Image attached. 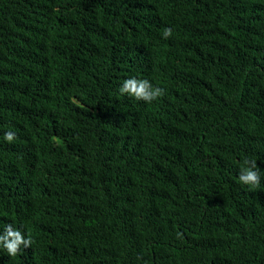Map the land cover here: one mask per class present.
Listing matches in <instances>:
<instances>
[{
    "label": "trees",
    "instance_id": "obj_1",
    "mask_svg": "<svg viewBox=\"0 0 264 264\" xmlns=\"http://www.w3.org/2000/svg\"><path fill=\"white\" fill-rule=\"evenodd\" d=\"M8 224L0 264H264V0H0Z\"/></svg>",
    "mask_w": 264,
    "mask_h": 264
},
{
    "label": "clouds",
    "instance_id": "obj_2",
    "mask_svg": "<svg viewBox=\"0 0 264 264\" xmlns=\"http://www.w3.org/2000/svg\"><path fill=\"white\" fill-rule=\"evenodd\" d=\"M165 39L172 35L171 28H165L163 33ZM120 94H127L136 100L151 103L165 95V90L162 87H154L147 79H137L135 77L124 80L121 85ZM16 138V134L9 131L4 134V139L12 142ZM244 165L239 173V181L244 185L259 187L261 181V172L257 166L256 160L245 159ZM34 243L33 238L29 234L27 238L12 224L6 225L3 232H0V247H2L9 256L15 257L21 252V248H30Z\"/></svg>",
    "mask_w": 264,
    "mask_h": 264
}]
</instances>
